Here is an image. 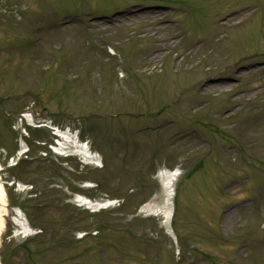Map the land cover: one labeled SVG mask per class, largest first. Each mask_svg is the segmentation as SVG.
I'll use <instances>...</instances> for the list:
<instances>
[{
  "label": "rangeland",
  "instance_id": "1",
  "mask_svg": "<svg viewBox=\"0 0 264 264\" xmlns=\"http://www.w3.org/2000/svg\"><path fill=\"white\" fill-rule=\"evenodd\" d=\"M135 3L158 9L126 18L122 13L121 27L102 22ZM163 8L169 14L158 12ZM249 8L254 10L240 25H222ZM164 16L177 29L153 25ZM71 17H83L93 28H61L59 21ZM163 38L180 40L162 65L158 53L168 50L158 46L166 44ZM195 47L199 51L181 62ZM136 68L155 75L139 78ZM2 93L11 97L8 112L31 108L58 125L70 126L62 114L73 118V130L104 159L101 167L75 159L62 167L39 159L22 164L19 180L31 182L32 190L19 193L13 185L9 194L40 232L15 236L10 213L0 239L3 264H264V0H10L0 6ZM159 110L165 111L153 117ZM166 118L177 122L137 133ZM8 121L0 111L2 166L15 149ZM187 129L202 132L207 145L186 133L169 137ZM160 168L181 171L174 197L179 256L161 216L135 213L161 193ZM3 172L6 180L15 176ZM232 179L236 187L223 186ZM72 194L108 197L120 206L96 215L72 204ZM246 196L255 201L220 215L223 206ZM241 242L250 243L244 253Z\"/></svg>",
  "mask_w": 264,
  "mask_h": 264
},
{
  "label": "bare ground",
  "instance_id": "2",
  "mask_svg": "<svg viewBox=\"0 0 264 264\" xmlns=\"http://www.w3.org/2000/svg\"><path fill=\"white\" fill-rule=\"evenodd\" d=\"M244 15V13H239L235 14L230 18V23H236L238 20ZM147 30H151L150 28H147ZM163 46H167L164 44ZM191 53H197V49L194 50H189L188 54ZM159 55L161 52L158 53ZM70 139L69 141L73 142V151L72 153L74 155L80 156V158L87 160L89 164H94L95 156L92 153H89V149L87 147H84L83 145H79L77 143V140L75 137L71 136L68 137ZM181 172L179 170H174V171H168L165 168H161L157 172V178L160 182L161 185V193L153 199L151 202L146 203L141 207V212L145 215H161L165 216L166 222L167 219L170 216L169 212V203L171 202L172 198V192H173V187L178 180L179 175ZM22 188V186H20ZM158 198V199H157ZM73 201L76 203L77 206H82V207H90L92 209L97 208V205L91 204L89 201H87L85 198L79 196V197H74ZM15 214V217L13 218V223L16 228V235H23V236H28L31 233L30 229L27 228L26 224L23 222L22 218V213L14 209L12 210ZM9 216V212L7 209V198H6V192L5 189L2 186V182L0 181V237L4 233V227H5V222H6V217ZM165 222V224H166Z\"/></svg>",
  "mask_w": 264,
  "mask_h": 264
}]
</instances>
